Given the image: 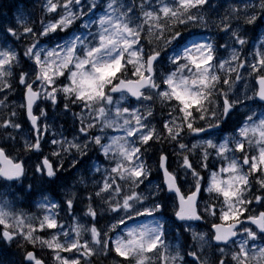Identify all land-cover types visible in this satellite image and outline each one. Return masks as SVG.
<instances>
[{
	"label": "snow or ice",
	"instance_id": "1",
	"mask_svg": "<svg viewBox=\"0 0 264 264\" xmlns=\"http://www.w3.org/2000/svg\"><path fill=\"white\" fill-rule=\"evenodd\" d=\"M36 3L0 22V264H264V0Z\"/></svg>",
	"mask_w": 264,
	"mask_h": 264
},
{
	"label": "rangeland",
	"instance_id": "2",
	"mask_svg": "<svg viewBox=\"0 0 264 264\" xmlns=\"http://www.w3.org/2000/svg\"><path fill=\"white\" fill-rule=\"evenodd\" d=\"M213 3L214 5H224V7H227V3H226V0H213ZM24 5H21L19 6V8L14 12V16L13 18L11 19V21H13V23H15V18H16V15H17V11L19 10V12L21 13L22 15V18L23 19H28V17L33 14V9L35 7V9L37 10L36 14L38 15V9H39V4L36 3V0H25V2L23 3ZM20 5V4H19ZM220 14L222 15L223 14V11H224V8L223 7H220L217 9ZM215 18V17H214ZM9 21V19L7 20V22ZM31 21L29 20V23ZM197 31H199L201 34L194 37L195 39H198V40H205L204 36H203V33H204V29H198ZM214 31V30H212ZM259 36V29L257 30V37ZM243 87V86H242ZM4 97L2 94H0V100H3ZM23 102V94L20 90H16L14 92H10L8 94V98L5 102V104L3 105H0V117H6L7 115H9V109H13L14 111H16L17 113V116L15 117L16 119H23L22 118V108L20 107L21 103ZM46 103V101H43V100H39L37 102L38 105H40V107H43ZM34 111H35V114L40 118V120L42 121L43 120V117H40V111H39V108L36 107L35 105V108H34ZM49 112H51V108L48 109ZM241 111H244V109H241ZM257 111L259 112V109H257ZM160 118V117H159ZM25 121V119H23ZM26 122V121H25ZM27 123V122H26ZM41 127H42V124H41ZM79 127V123L77 122L76 123V126L73 127V122H72V117H71V113H69L68 115V118L67 120H61L57 126H56V131L57 133H63V137H66L68 140H71L73 138V135L75 134L76 130L78 129ZM27 126L25 125V134H27ZM110 131V130H109ZM51 135H52V132L50 131L48 133V138L50 139L51 138ZM59 138V136H58ZM23 144V141L21 140V145ZM51 147V144L48 142V141H45L44 143V150H45V153L47 154L48 153V149ZM14 152H17L19 154L20 151H14ZM22 153H20L19 155H21ZM26 155V154H25ZM175 159V158H173ZM151 163V162H149ZM151 179L153 180V182H157L154 181V177L151 176ZM82 190V189H81ZM48 195L50 197H53L54 199L58 200V201H63L64 199V196H65V193L63 190H60V189H54L52 191H50L48 193ZM35 199H39V196H36ZM19 208V206H18ZM19 210L21 211H25V212H29V210H26V208H19ZM38 211H40L39 209H37L35 206H33V210H30L31 214H35L37 213ZM84 211H86V208H85V205L84 204H81L79 202V200L76 201V215L77 217L79 218L80 222L81 223H86L88 220L91 219V217H85L84 216ZM61 219L64 223L66 224H70L71 221L68 220L65 216L64 213H61ZM104 224V221L101 220L100 221V225L103 226ZM90 227V225H89ZM195 227V226H194ZM198 231H204V229L202 228H199ZM190 235L191 233L188 232ZM191 237V236H190ZM190 243H191V240H190ZM197 251H200L199 247H197ZM205 253L207 254L208 252H211V256L210 258L212 259V251L207 247L205 246V249H204ZM67 255V254H65ZM218 255V253H217ZM189 259H191V257H188ZM203 258V257H202Z\"/></svg>",
	"mask_w": 264,
	"mask_h": 264
},
{
	"label": "trees",
	"instance_id": "3",
	"mask_svg": "<svg viewBox=\"0 0 264 264\" xmlns=\"http://www.w3.org/2000/svg\"><path fill=\"white\" fill-rule=\"evenodd\" d=\"M25 1L24 0H0V20L5 19V18H11L14 10H16L21 4H23ZM20 4V5H19ZM19 5V6H18ZM210 38L215 36V32H211ZM157 118L159 119V113L157 114ZM15 150L12 151L13 156L19 155L17 152H14ZM151 162V161H149ZM26 210H29L27 207H25ZM33 210V207L31 208ZM185 236V235H184ZM181 240V239H180ZM3 251V256L2 258L6 260H12V259H18L19 257L15 255L17 252V248L15 245H13L11 248H8L7 246L2 250ZM36 251L39 253L40 248L37 247ZM45 252H47V248L44 249ZM47 259L50 260V257H46ZM95 264H111L113 263L110 259H105L102 255L99 256L98 259H94Z\"/></svg>",
	"mask_w": 264,
	"mask_h": 264
},
{
	"label": "water",
	"instance_id": "4",
	"mask_svg": "<svg viewBox=\"0 0 264 264\" xmlns=\"http://www.w3.org/2000/svg\"><path fill=\"white\" fill-rule=\"evenodd\" d=\"M26 119H27V117H26Z\"/></svg>",
	"mask_w": 264,
	"mask_h": 264
}]
</instances>
